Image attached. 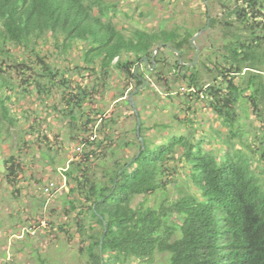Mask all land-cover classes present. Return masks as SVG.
<instances>
[{"label":"trees","instance_id":"obj_1","mask_svg":"<svg viewBox=\"0 0 264 264\" xmlns=\"http://www.w3.org/2000/svg\"><path fill=\"white\" fill-rule=\"evenodd\" d=\"M160 1L176 8L184 0ZM207 2L213 11H222L212 17L211 28L222 31L223 53L221 48L216 50L217 59L202 55L199 65L190 68L174 62L177 56L165 47L156 56L159 67L155 72L145 63V73L141 70L136 75L138 63L146 57L152 63L155 50L165 44L177 49L184 63H193L196 49L191 40L207 21L193 20L190 26L174 23L151 31L134 28L127 35L124 27L117 28L116 10L107 0H0V152L12 151L6 157L5 177L20 190L16 184L23 177V166L16 161L10 142L19 121L23 119L32 130L33 125L40 126L41 114L36 111V120L31 121L13 110L31 91L53 112L48 124L66 121L74 130L81 121L75 137L80 158L69 160L64 175L73 182L69 194H79L78 200L69 197L66 203L70 212L79 210L75 221L83 240H90L91 264H264V0ZM202 3L208 11L209 5ZM50 45L67 57L78 50L84 67L74 63L73 70L97 73L100 69L101 81L113 68L131 74L139 86L143 81L138 76L147 81L150 76L171 88L173 77L190 98L186 101L205 102L221 126L204 125L203 120L186 116L184 121L179 119L187 127L186 134L161 136L157 144L156 135L148 132L159 130L146 127L142 120L146 149L138 157L137 128L134 139L121 141L108 126L120 122V116L106 118L103 107H94L93 99L98 101L102 90L92 93L89 85L79 82L75 91L68 92L73 80L67 76L69 71L57 69L50 61L45 52ZM201 66L213 81L203 83ZM20 67L22 71L16 73ZM29 68L36 71L32 82L25 79ZM16 75L20 80L14 79ZM58 86L65 88L60 92L62 105H67L62 111L60 103L52 107L46 102L47 97L55 98ZM191 103L188 112L195 114L198 104ZM100 123L107 132L100 131L96 137L98 128L95 132L94 128ZM40 132L37 127L36 132L23 135L24 146L42 142ZM44 137L52 147L49 135ZM123 145L137 146L139 152L117 159ZM110 155L116 159L107 167ZM99 165L106 169L104 179L97 181L94 175ZM152 195L161 196L156 206L142 202L133 207L137 197ZM35 226L39 228L37 222ZM159 257L164 259L159 262Z\"/></svg>","mask_w":264,"mask_h":264},{"label":"rangeland","instance_id":"obj_2","mask_svg":"<svg viewBox=\"0 0 264 264\" xmlns=\"http://www.w3.org/2000/svg\"><path fill=\"white\" fill-rule=\"evenodd\" d=\"M107 2L114 6L116 10L117 16L114 22L117 28L121 29L124 27L127 35L132 34V29L134 28H144L151 31L172 27L174 23L190 26L191 23H194L192 22L193 20H198L202 23H206L208 20L206 15L208 11L202 3L203 0H184L176 8L172 3H164L160 0H107ZM209 9L211 21L212 17L221 15L222 11L220 9L216 8L213 11L211 5H209ZM177 12L178 14H176ZM197 44L201 49L199 62L202 55L204 58L213 57L217 59L214 56L215 51L221 48V53H223L224 40L222 31L220 29H212L210 25V29L200 36ZM45 52H47L50 61L54 63L57 69L69 71L67 76L71 77L73 82L68 85V92L75 91L73 88L78 87L79 82L83 83V85H89L92 93L96 88L102 90V93H99L101 98L98 101L93 99L94 107H103L106 118L109 115H112V118L120 116V119H118L120 122L108 124V126H110V132H117L121 141H129L128 138L134 139L135 137L133 130L137 128V117L131 111L133 107L131 103H127V100H129L131 93L139 88V93L134 100L141 111V120L146 122V127L151 129L157 127L156 129L160 131L148 132L154 136L156 135L157 140L155 142L157 144L161 142V136L178 133L186 134L187 127L182 126L179 120L180 118L182 120L186 119V116H192L193 120H203L204 125H212V127L219 128L221 126L213 114L205 108V102L191 103L186 101V99L190 98L187 97L188 95L186 96L185 91H180V82H174L173 77L171 79L173 81L172 87L168 88L164 83L159 81L161 83L159 84L156 78H150L149 76L148 84L143 89L142 85L139 86L138 81L132 79L131 74L113 68L110 74L106 76V79L101 81L102 73L100 74L101 70L99 68H97L99 69L97 73L89 70H73V67L76 66L74 63L84 67V64L79 60L78 50L74 49V52L71 53L72 56L67 57L55 53L54 47L50 45L47 49L45 47ZM26 57L29 61L31 56L29 54ZM70 60H73V62ZM172 60L176 62L178 59L172 58ZM1 62L2 59L0 58ZM199 62L196 66L199 65ZM8 63L14 65L12 61ZM144 64V61L138 63L140 68L137 71V66L134 73L136 74L137 71L138 75L141 70H143L142 73H145L146 66ZM150 68L153 69V66L150 65ZM198 70L202 74L204 84L213 81V77L208 75L204 66H201ZM20 71H22V67L16 73ZM155 71L154 69L153 72ZM35 72L31 68L27 69L25 79L30 80L35 75ZM14 79L20 80V77L16 75ZM60 80L62 78L58 79V81ZM32 81L34 79H31ZM23 89L24 84L22 85V93H24ZM56 89L59 91L55 92L56 95L53 96L55 98H52V96L47 97L46 102L52 107L60 103L58 109L62 111L67 105H62L63 94H60V92L63 93L62 90L65 88L58 86ZM36 97L35 91H31L27 98H23L22 102H17V106L13 110L18 117H29L31 121L36 120L34 118L37 114L36 111L41 114L40 126L33 125L34 128L32 130L26 123L22 122L23 119L19 121L20 125L14 129L15 138L10 142L12 143L11 147L15 149L16 161L23 166V171L21 172L23 177L16 184V188H20V190H15L14 185L11 187L12 184L5 177L6 172L2 173L0 170V264H91L87 254L90 240L88 238L83 240L84 237H82L75 221L79 210L70 212L71 206L66 203L69 197L78 200L79 194L75 193L73 196L69 194L73 182L70 183L67 176H65L66 174L64 175V170L70 168L69 160H78L80 158V156H77L79 146L75 141V137L82 124L80 123L81 121L77 123L74 130L69 127L71 125H68L66 121L54 120V124H48V121H52L53 112L46 109L45 103H41ZM190 103L195 106L198 104L197 113L188 112ZM26 107L28 110H26ZM98 125L94 128V132L98 128L95 136H100V131L107 132L104 124L100 123L99 127ZM163 125L168 128L162 129ZM37 127L38 131H41L39 135L42 137V142L36 145L24 146L25 139L23 141L21 137L36 132ZM202 131H207V129L205 130L204 128ZM46 133L49 135L48 142L53 144L52 147H48L47 142H45L44 136ZM19 146L22 148L20 151L17 149ZM206 147L210 148L207 145ZM11 152L10 148H4L0 152V157L6 161V157L11 155ZM138 152L137 146L127 148L123 145L117 159L132 158ZM115 159H112L110 155L107 167H110ZM105 169V167L99 165L96 169L94 180H103ZM52 181L56 182L57 189L53 194L45 195L44 188ZM169 189L172 190V193H175L173 185L169 186ZM12 190H14V195ZM160 201V195L140 196L135 199L133 207H137L142 202L147 207H153ZM77 207H81L78 202ZM31 219H33L31 221L32 226L28 225L31 224L29 222ZM35 221L38 223L39 228L35 226ZM21 226H23L22 229H20ZM17 228L18 231L15 232ZM97 231H100V229L95 230V232ZM19 234H23V236L20 238L15 237ZM5 257L6 260L3 261L2 259ZM163 259L164 257H159L158 261L161 262Z\"/></svg>","mask_w":264,"mask_h":264},{"label":"water","instance_id":"obj_3","mask_svg":"<svg viewBox=\"0 0 264 264\" xmlns=\"http://www.w3.org/2000/svg\"><path fill=\"white\" fill-rule=\"evenodd\" d=\"M204 2L207 5H209L207 0H204ZM207 17H208L207 26L204 29H202L200 32H198L191 40V43H192L193 47L196 49V57H195V60H194L193 63H189V64L184 63L181 53L177 49H175L173 46H171L169 44H165V45L160 46L159 48H157L155 50L154 55H153L152 63L149 60V58H147V57L143 59V61L146 63V65L149 68V70L153 72L154 69H157L158 64L156 62V56L165 47L169 48L177 56L179 64L182 67H190V68L195 67L196 64L199 62V57H200V53H201V49H200V47L197 44V40L200 38V36H202L204 33H206L210 29V25H211V14H210L209 6H208V16ZM151 64L154 65V69L150 68ZM139 68H140V65H138L136 70L138 71ZM137 71H136V74H137ZM141 80L143 81V85L141 87L144 89V87L148 84V82L144 78H142ZM139 90H140V88L137 91L132 92L131 95H130V98H129V101H130V103H131V105L133 107V110H134V113H135V115L137 117V122H138L137 123V136H138V139H139V141L141 143V152L138 154V157L146 149L145 140H144V138L141 135L142 120H141V117H140L139 109H138V107L136 105V102L134 100L135 96L139 93ZM0 170H1L2 173L6 172L5 160L2 157H0Z\"/></svg>","mask_w":264,"mask_h":264},{"label":"built area","instance_id":"obj_4","mask_svg":"<svg viewBox=\"0 0 264 264\" xmlns=\"http://www.w3.org/2000/svg\"><path fill=\"white\" fill-rule=\"evenodd\" d=\"M184 90L185 89H182V91H184ZM191 91H194V89L191 90ZM202 98H204V97L202 96ZM56 189H57V184H56V182L52 181V182H49V184H47V186L44 188V193H45V195H51V194H53V192ZM22 236H23V234H19L18 236H15V237H19L20 238Z\"/></svg>","mask_w":264,"mask_h":264},{"label":"flooded vegetation","instance_id":"obj_5","mask_svg":"<svg viewBox=\"0 0 264 264\" xmlns=\"http://www.w3.org/2000/svg\"><path fill=\"white\" fill-rule=\"evenodd\" d=\"M146 66H147V65H146ZM158 67H159V65H158ZM158 67H157V68H158ZM153 69H154V68H153ZM155 70H157V69H155ZM136 75H137V74H136ZM138 78H139V79H142L143 77L138 76ZM144 79H145V78H144ZM147 82H148V81H147Z\"/></svg>","mask_w":264,"mask_h":264},{"label":"clouds","instance_id":"obj_6","mask_svg":"<svg viewBox=\"0 0 264 264\" xmlns=\"http://www.w3.org/2000/svg\"><path fill=\"white\" fill-rule=\"evenodd\" d=\"M208 16V15H207Z\"/></svg>","mask_w":264,"mask_h":264}]
</instances>
